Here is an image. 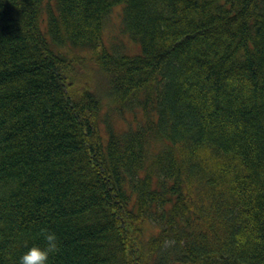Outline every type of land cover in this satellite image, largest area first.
Returning <instances> with one entry per match:
<instances>
[{
  "label": "trees",
  "instance_id": "trees-1",
  "mask_svg": "<svg viewBox=\"0 0 264 264\" xmlns=\"http://www.w3.org/2000/svg\"><path fill=\"white\" fill-rule=\"evenodd\" d=\"M45 228L48 264H264V0H0V264Z\"/></svg>",
  "mask_w": 264,
  "mask_h": 264
},
{
  "label": "clouds",
  "instance_id": "clouds-1",
  "mask_svg": "<svg viewBox=\"0 0 264 264\" xmlns=\"http://www.w3.org/2000/svg\"><path fill=\"white\" fill-rule=\"evenodd\" d=\"M42 243L26 246L19 258V264H48L52 254L59 251L60 243L57 234L49 229H42Z\"/></svg>",
  "mask_w": 264,
  "mask_h": 264
},
{
  "label": "rangeland",
  "instance_id": "rangeland-1",
  "mask_svg": "<svg viewBox=\"0 0 264 264\" xmlns=\"http://www.w3.org/2000/svg\"><path fill=\"white\" fill-rule=\"evenodd\" d=\"M118 10V9H116ZM113 20V19H112ZM115 20V19H114ZM113 20V21H114ZM106 32L104 34V39L103 41L106 42L107 44L109 43V41H112L114 42V45H117L118 44H122L123 42V39L122 37H119L117 31H114V24L112 23V21H109L106 25V28H105ZM109 39V41H108ZM122 40V41H121ZM111 43V42H110ZM123 45V44H122ZM131 48H133L132 44H129ZM90 69H91V65H89ZM76 83L80 85V83L84 80L83 78H81V74L83 73L82 70H81V67L80 66H76ZM86 78V76H85ZM78 86V85H77ZM103 86V85H102ZM104 90V89H103ZM105 91H101L99 94H104ZM112 115L111 112L108 111V114L107 115ZM109 115V116H110Z\"/></svg>",
  "mask_w": 264,
  "mask_h": 264
}]
</instances>
